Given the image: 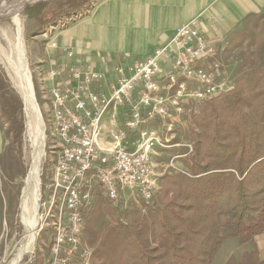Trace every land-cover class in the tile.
<instances>
[{
    "label": "built area",
    "instance_id": "obj_1",
    "mask_svg": "<svg viewBox=\"0 0 264 264\" xmlns=\"http://www.w3.org/2000/svg\"><path fill=\"white\" fill-rule=\"evenodd\" d=\"M224 46L207 36L198 16L152 54L120 62L112 72L99 70L95 62H79L68 69L51 67L43 76L50 82L52 135L58 142L51 147L52 175L48 190L40 193L36 227L38 232L53 227L46 264H94V249L84 238L94 181L117 206L120 193L128 189L153 202L163 175L153 158L155 148L180 145L171 143L176 128L197 115L206 101L236 89L218 60ZM110 112L111 142L103 146L104 117ZM156 122L159 126L152 127ZM184 145L187 154L169 162L173 172L184 170L179 159L193 152V141ZM35 256L33 249L24 264H32Z\"/></svg>",
    "mask_w": 264,
    "mask_h": 264
},
{
    "label": "trees",
    "instance_id": "obj_2",
    "mask_svg": "<svg viewBox=\"0 0 264 264\" xmlns=\"http://www.w3.org/2000/svg\"><path fill=\"white\" fill-rule=\"evenodd\" d=\"M89 1L67 0L56 9L76 10ZM256 18L262 22L264 13ZM254 55L250 49L236 89L206 101L193 116L188 169L165 174L161 192L146 209L118 205L100 227L86 224L88 243L97 244L94 264H213L228 239L246 244L264 234V58L257 63ZM23 107L0 79V121L10 125L14 144L23 143ZM43 261L38 251L32 264ZM226 264L264 259L255 247Z\"/></svg>",
    "mask_w": 264,
    "mask_h": 264
},
{
    "label": "rangeland",
    "instance_id": "obj_3",
    "mask_svg": "<svg viewBox=\"0 0 264 264\" xmlns=\"http://www.w3.org/2000/svg\"><path fill=\"white\" fill-rule=\"evenodd\" d=\"M13 1L19 2L24 0H0V5L1 3H13ZM35 1L29 0L31 3L28 2L26 6L25 4L22 5L14 12H6L0 9V79L4 80L11 93L19 95L22 99L25 119V131L22 144L13 143L12 136L9 133L10 125L4 121H0L6 141L5 151L0 156V264H14L15 262H17L16 264H24L33 249L36 251V256L38 251L41 252L44 260L43 264H46L45 261L48 254L46 244L53 234L52 225L41 232H38L35 228L34 243L24 253L20 261L18 260V256L22 246L28 241L31 233L23 202L26 192V180L29 175L33 155L42 154L39 164V193H44L45 190H48L47 188L53 169L54 154L51 153V147L54 144H58L52 135L51 112L49 98L47 96V88L50 82L42 79L43 76H47L51 69L48 62L49 43L53 40L52 38L55 33L66 29L72 23L88 15L100 0H90L84 3L82 7L71 11L56 9V7L65 3L67 0ZM44 5L48 8L40 13V15H31L32 12L34 13L36 9ZM256 16L253 15L246 20L241 30L229 38L227 44L224 46L225 48L218 55V60L224 63L225 69L236 83L247 72V68L244 65L248 64L247 55L250 49H254V56L257 63H260L264 58V20L262 22L257 21ZM16 20L20 21V25L17 24ZM19 35L23 43L21 52L24 56L26 67H28L27 73L32 82L37 109L42 122V137L38 135L39 118L35 112L30 111L26 106L19 85L20 53L17 48L20 38ZM193 118L188 117L189 121L187 120L184 125L178 126L175 130V138L171 143H180V145L155 148L156 152L153 155L154 161L162 164L160 169L163 173L160 177L161 181L165 174L173 173L172 169L169 168L171 159L176 155L187 154L188 147L184 144L188 141H193ZM151 126L158 127L159 123H153ZM163 134L170 136V133L167 132H163ZM169 145L171 144L169 143ZM188 157L184 156L179 159L180 167L184 170L188 169L186 162ZM93 187L95 196L94 206L86 214V224L87 227L96 229L111 220L110 211L117 210L118 206L109 199L104 188L97 181L93 182ZM122 192L125 202L120 204L121 207H142L146 209L155 201L154 199L149 204L138 194L132 195L126 190ZM45 198H47V195H45ZM39 204L40 200H38V213ZM28 206L27 215L32 219L35 214V207L32 200L28 202ZM38 213L37 219L39 218ZM84 238L89 242L90 233L87 230H85ZM258 239V242L262 240L260 238ZM249 243L242 244L238 238L228 239L221 246L213 264H226L231 256L242 260L245 252L251 251L256 247L254 246L256 242ZM90 246L95 250L97 244H91Z\"/></svg>",
    "mask_w": 264,
    "mask_h": 264
},
{
    "label": "crops",
    "instance_id": "obj_4",
    "mask_svg": "<svg viewBox=\"0 0 264 264\" xmlns=\"http://www.w3.org/2000/svg\"><path fill=\"white\" fill-rule=\"evenodd\" d=\"M262 12L264 0H100L88 15L54 34L48 62L50 67L65 69L79 62H95L99 70H111L120 62L144 59L167 43L178 27L198 16L207 36L226 45L249 17ZM111 119V112L104 117L103 146L111 142ZM5 148L0 123V156ZM155 164L161 172L162 164ZM250 242H256L264 259V234Z\"/></svg>",
    "mask_w": 264,
    "mask_h": 264
},
{
    "label": "bare ground",
    "instance_id": "obj_5",
    "mask_svg": "<svg viewBox=\"0 0 264 264\" xmlns=\"http://www.w3.org/2000/svg\"><path fill=\"white\" fill-rule=\"evenodd\" d=\"M30 1H32V0H30ZM28 2H29V0H24V1H19V2L13 1V3L8 2L5 4L1 3L0 9L4 10L6 12H9V11L14 12L15 10L19 9L22 5L25 4V6H26L28 4ZM35 2H37V0ZM29 3H31V2H29ZM16 22L18 25H20L19 20H16ZM22 44L23 43L21 41V36H20L19 44L17 47L19 49L18 51L20 53L19 54V61H20V84L19 85H20V89H21V92L23 94V97L25 99L26 106L29 108L30 111L35 112L39 118L38 135H40V137H42V135H43L42 122H41V118L39 115V111L37 109V104H36V100H35V96H34V90H33L32 82L30 80L29 74L27 73L28 67H26L25 59H24V56L21 52ZM32 128H33V126H32ZM41 157H42V154H39V155L34 154L33 155L29 175H28L27 180H26V192H25L23 207H24L25 212H26L25 214H26L27 222H28L29 227L31 229V233H30V237H29L28 241L22 246V248L20 250V253L18 256L19 261L22 258V256L24 255V253L27 252L28 248L34 243V240H35L34 230L38 224L37 208H38V200H39V194H40L39 193L40 192V175H39V173H40L39 167L40 166H39V164H40ZM30 200L33 201L34 207H35V214H34V218H32V219H30L27 215L28 209H29L28 202H30ZM16 263L17 262H15L14 264H16Z\"/></svg>",
    "mask_w": 264,
    "mask_h": 264
}]
</instances>
